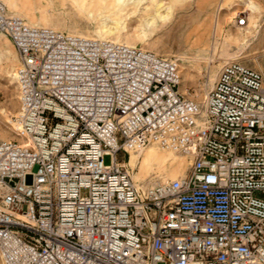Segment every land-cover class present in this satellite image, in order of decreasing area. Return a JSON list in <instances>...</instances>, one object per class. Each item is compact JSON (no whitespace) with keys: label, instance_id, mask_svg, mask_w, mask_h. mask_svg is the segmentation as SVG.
<instances>
[{"label":"built area","instance_id":"1","mask_svg":"<svg viewBox=\"0 0 264 264\" xmlns=\"http://www.w3.org/2000/svg\"><path fill=\"white\" fill-rule=\"evenodd\" d=\"M0 32L21 138L0 141L2 264H264L260 71L223 64L200 105L176 58L31 25L1 0ZM150 144L188 172L138 186L118 154Z\"/></svg>","mask_w":264,"mask_h":264},{"label":"rangeland","instance_id":"2","mask_svg":"<svg viewBox=\"0 0 264 264\" xmlns=\"http://www.w3.org/2000/svg\"><path fill=\"white\" fill-rule=\"evenodd\" d=\"M2 1L8 12L30 24L108 38L178 59L186 95L201 103L222 65L231 59L260 71L264 83V0ZM239 13L246 17L243 26L236 21ZM17 62L13 44L0 32V141L16 139L19 103L11 74ZM118 158L134 169L138 186L185 174L191 163L189 157L150 146L134 160L133 153L120 152Z\"/></svg>","mask_w":264,"mask_h":264},{"label":"bare ground","instance_id":"3","mask_svg":"<svg viewBox=\"0 0 264 264\" xmlns=\"http://www.w3.org/2000/svg\"><path fill=\"white\" fill-rule=\"evenodd\" d=\"M2 1V0H1ZM3 2V1H2ZM4 3V2H3ZM5 4V3H4ZM5 6H6V4H5ZM16 14V13H15ZM18 15V14H17ZM20 16V15H19ZM22 17V16H21ZM23 18V17H22ZM24 19V18H23ZM28 23V22H27ZM30 24V23H29ZM31 25H35V24H31ZM36 26H44V25H36ZM45 26H48V25H45ZM50 27H52V26H50ZM53 28H55V27H53ZM57 29V28H56ZM239 30H241V31H245V32H249L251 29H249V28H242V29H240L239 28ZM257 31V26H254V33H253V36H256L255 35V32ZM257 34V33H256ZM86 36V35H85ZM98 38H103V37H98ZM108 39V38H107ZM256 39V38H255ZM112 40V39H111ZM117 42H119V41H117ZM123 43V42H122ZM249 44H251V42H249L248 43V45ZM128 45V44H127ZM181 58H184V57H181ZM239 59V58H238ZM178 60V59H177ZM237 60V59H236ZM231 61H232V59H231ZM228 62H230V61H228ZM227 62V63H228ZM13 71H14V69H13ZM13 71H12V74H11V77H12V80L14 81V79H13ZM218 75V74H217ZM216 78H217V76H216ZM216 80V79H215ZM214 83V82H213ZM212 86H213V84H212ZM211 86V87H212ZM179 89H180V91L182 92V93H184L185 95L187 94V91H188V88H187V86H185V84H184V80H183V78H181V80H180V86H179ZM211 89V88H210ZM209 89V90H210ZM207 95V94H206ZM206 95H205V97H206ZM187 96V95H186ZM188 97H190V98H192V99H194V97H191V96H188ZM205 97L203 98V101H204V99H205ZM194 100H196V99H194ZM197 101V100H196ZM198 102V101H197ZM200 105H202L203 104V102L201 103V102H198ZM17 121L16 120H14V129H15V135H16V139H19V140H21V138H19L18 136H17V134H16V129H17ZM151 147V148H158L157 146H155V145H152V144H150V145H147L146 147ZM146 147H144V148H142V149H140V150H137V151H131L130 152V154L131 153H133V160H134V157H136L137 155H139L142 151H144V149L146 148ZM160 149V148H159ZM162 150H164V149H162ZM166 151H170V150H166ZM170 152H174V151H170ZM175 153H177V154H179V155H182V154H180V153H178V152H175ZM182 156H185V155H182ZM185 157H187V156H185ZM133 160H131L129 163L130 164H132L133 163ZM182 175H184V174H182ZM182 175H179V176H182ZM133 176H134V174H133ZM178 176V177H179ZM175 178H177V177H175ZM170 179H173V178H170ZM166 180V179H165ZM134 181H135V177H134ZM135 183L137 184V182L135 181ZM138 185V184H137ZM2 264V263H1Z\"/></svg>","mask_w":264,"mask_h":264}]
</instances>
